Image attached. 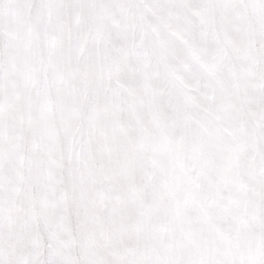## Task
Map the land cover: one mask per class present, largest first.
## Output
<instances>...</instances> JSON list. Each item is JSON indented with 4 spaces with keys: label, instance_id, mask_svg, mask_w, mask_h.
Wrapping results in <instances>:
<instances>
[{
    "label": "snow or ice",
    "instance_id": "snow-or-ice-1",
    "mask_svg": "<svg viewBox=\"0 0 264 264\" xmlns=\"http://www.w3.org/2000/svg\"><path fill=\"white\" fill-rule=\"evenodd\" d=\"M0 264H264V0H0Z\"/></svg>",
    "mask_w": 264,
    "mask_h": 264
}]
</instances>
